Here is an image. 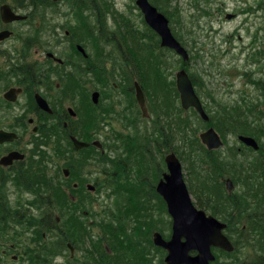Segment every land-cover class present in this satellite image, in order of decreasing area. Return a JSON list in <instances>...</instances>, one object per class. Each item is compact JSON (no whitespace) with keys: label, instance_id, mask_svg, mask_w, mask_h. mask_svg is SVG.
<instances>
[{"label":"rangeland","instance_id":"1","mask_svg":"<svg viewBox=\"0 0 264 264\" xmlns=\"http://www.w3.org/2000/svg\"><path fill=\"white\" fill-rule=\"evenodd\" d=\"M5 1L17 4L19 8H21L19 10L30 14L29 20L24 25H19L17 28L15 27L21 37L29 40L27 43L29 48L24 50V53L15 55L16 65L19 66L16 67L17 81H8L10 73L8 71H0V89L4 88L8 84L13 85L15 83V86L22 84L20 83L23 79L20 67L22 65L31 66L29 63H36V67L39 63H41L43 51H48L49 48L56 47L58 49L59 47H62L63 49L60 51L59 55L64 58L65 64L60 67L59 70H51V74H54V76L58 78H55V83L62 80L60 91L53 92L50 90V93L48 94L54 99L52 101L54 105L58 106V111L55 107L57 111L55 119H48L41 111H38L35 108L33 93L31 91L19 95L17 101L13 104L3 102L4 99H1L2 101H0V129H16V132L20 136L18 146L21 147L27 155L29 154L27 163L19 165L16 171H0V201L10 204L11 206H17L19 212L23 211L27 214H31V216L36 215L40 209L45 210L46 213L47 211H50V213L47 214L48 217L41 219V226L46 227L47 224L52 226L49 218H53L57 215L63 220V222L58 226L61 231L64 227L65 217L56 210L57 208L54 205L50 209L47 208L46 205L42 204V201L35 195L34 189H32V183L29 182L27 187L25 185L27 177L24 178L22 175H31V171L40 169L44 171L47 178L54 182H59V178H61L63 181L62 186L64 187L70 188V184H72L73 181L79 182V185H81L82 188L78 189V194L80 195V199L83 198V203H85L86 207L79 209L76 217H81L79 220L82 226L87 225L89 236H81L76 239L79 243H73L76 248L75 261L67 264H80L83 262L82 257L84 256V251L91 248L94 241L99 240V229L96 226V220L103 217L105 214L104 210L110 211L118 206L122 208L121 204L124 202L126 196L132 195L135 197L134 202L137 204L134 205L136 207L133 206L132 216L128 218L129 220L126 219V223L124 225L130 226V223L132 222L133 227H130L128 232L135 230L137 227L141 228L140 230H136L140 233L136 236V240L138 241L140 248L143 246L144 252L149 256L150 264H165L162 257H165L166 251L158 248L153 242V234L155 231L160 232L165 238H168L171 232V218L167 213L166 204L155 190L156 184L161 177L162 172L166 171V164L164 160L165 156L170 152H174L178 156L180 155L183 157V160L181 161L184 178L186 181H189L188 184L191 183V188L198 190L199 173L204 175L205 179H209V172L213 175L215 169L216 172L220 171L217 167L214 169L213 166L229 161L230 156L232 158L241 157L242 161L251 162L249 157L252 156V154H242V152L246 151L245 146L238 141L237 136L250 135L244 132L250 129L247 125L252 124L253 116L251 114L245 115L243 113L231 114L228 111L226 114L228 118H224L222 121H224L223 124H228L229 126L220 125L221 127H218L219 129L216 130L223 141L224 145L222 147L225 148V150H230L231 154L220 155L219 153L208 151L206 146L199 139V134L210 125L202 122L201 119L199 120L197 117L193 118V114H191V112L182 113V110L180 111L179 109H176L175 119L179 118V120H181L177 129L173 132L176 136L172 141L168 137L159 139L158 143L156 140L153 148V154L155 157H153L152 162L150 163L151 165L148 167V172L145 170L143 173H139L134 167L136 165L133 164V159L124 155L122 150H125V147L121 146L122 142L119 141V137L121 134V138L123 139L124 134L125 142H128V139L126 138L128 133H133L136 130H139L140 132L148 131L149 133H152L155 130L154 123L157 118L150 106V100L147 96L146 105L150 115L149 119H144L145 117L142 116L141 110L137 104L134 82L137 81L144 90L143 85L138 80L139 78L137 74L139 68L136 67L135 63L131 62V60H128V64H126V62L124 64L119 61V53L121 48L123 49L124 46V35L121 34L120 31L123 30V32H125L128 30V26L132 25L136 28L142 29V33L147 32V27L142 21L141 14L137 10L138 8L135 6L134 0L94 1V5L96 7L95 19L99 31V39L96 40V42L102 51L103 57L94 55V57H97V61L92 71L88 64L87 67L74 64L73 56L75 53L72 46L68 45V40L73 38V35L69 30L72 28L71 25L74 26L75 19L72 7L69 4L66 6L65 2H55L53 5H50L48 4V1H38L35 3H29L26 0H16L14 3L12 0ZM104 1L106 3H111L115 9L123 14L122 17L120 16L114 20L110 12L106 13L107 5H105ZM190 2L191 0H173L172 5L168 8L171 9V7L175 5L181 8L184 20L182 21L181 26L183 27L184 24L186 27L188 26V20L190 18ZM89 11V9L86 11L87 14H90ZM201 19L202 22L205 20V18ZM54 27L59 35L54 32ZM225 27L230 28L228 25H225ZM66 30H68L70 35L66 36ZM179 31H181L184 42H187V34L185 32L186 28H179ZM201 33L203 32L200 31L197 35L199 36ZM63 37L65 38L62 39ZM111 37H113L119 45H112L111 42L108 43ZM154 39L155 38L152 39L153 43L155 41ZM87 42V47H91L93 49L92 41ZM206 43H208V40ZM37 49L39 53H36ZM64 49H66V51H64ZM169 57L171 61L167 62V79H173L175 81V73L179 69L178 57L173 53H170ZM99 62L104 64V69L106 70L105 73L102 71V76L99 75ZM74 65L79 70L80 75L83 78H93L96 83L90 82L89 79L86 78L87 81L83 85L82 92L79 91L76 93L75 91H71L68 86L65 88V79L67 80V75L74 70ZM201 65H203L202 62ZM31 69L33 70V68ZM205 81L210 83L211 78L206 77ZM104 82L108 83L101 88V85ZM213 82L214 86L216 84L219 85V76L216 73L213 77ZM42 84L43 83L41 82L39 87L37 86L41 91H43ZM207 88L210 87L208 86ZM3 90L4 89L0 91V95H2ZM94 92H97L98 97H100L99 107L91 111L92 115L96 114L100 116V120H98L95 128L94 124L89 122L84 124L82 120H79L80 115L83 113H85L86 118L88 117L86 111L91 109V96ZM213 92L216 96H218L215 91ZM72 94L77 95L72 97ZM75 97L78 98L75 99ZM69 98H72V100ZM228 99L229 101L227 103L234 104V107L235 103L240 101L237 95L230 96L222 101H226ZM69 103H72L74 108L76 106L79 116L77 115L76 118H72L71 120L68 119V124H70L74 129L76 128L75 130L77 133H83L85 135V137H83L78 134L79 138L100 140L104 144V155L101 157L98 154V152L101 153V150L96 146H93V149H84L86 151L79 149L78 155L82 156L83 163L79 168L73 169L74 178H71L68 182H66L63 179L62 168L66 166V161L71 157L69 148L67 147L69 143H66L63 140H56L54 144L57 145V150L51 148L50 144L44 145L45 143L50 142L41 139V128L45 126L47 132H53L61 137H64L62 127L63 121L66 119L61 118L58 114H62V110H64L66 108L65 106L69 105ZM235 108L238 107L236 106ZM216 109L217 108L214 103L209 104L208 110L211 111L213 116L220 112L216 111ZM239 116L244 117L240 118ZM29 118H33L35 125L39 126L38 132L31 133L30 130L33 126L28 122ZM234 121H241L242 123L241 125L239 123L238 127L234 126L230 129V126L234 124ZM159 125L162 126V123L158 122L157 126L159 127ZM259 126H262V124H259ZM174 128H176V126ZM158 129L159 128L156 127V130ZM193 129L199 140L198 143L191 145L188 140H191L194 135ZM153 133H156L157 135V132ZM107 138L112 140L108 141ZM179 138H181L184 144L188 146L186 151L183 148L184 144L179 141ZM105 141H107L106 143H109L110 146H113V142L116 141L118 145L114 146H117L119 149L114 150L112 147H108L106 143H104ZM261 141H264V138H262ZM38 143L43 146H37ZM161 143L167 145H162ZM71 148L74 150L73 147ZM155 148L158 150L156 151ZM2 150L3 149L0 148V153ZM177 151L180 153L178 154ZM191 151L194 154L193 157L190 158V162L186 159V155L188 156L191 154ZM119 154H123L122 157H117ZM225 155H227V157H225ZM73 158L78 159V156ZM117 158L119 159L118 162L127 163L124 178L120 179V182H114L113 180L114 171L117 169L113 164L117 161ZM30 163L33 165L31 166ZM132 167L134 168L131 170ZM19 171H22L23 174L21 172L19 173ZM128 177L132 181H127ZM87 183H91L95 186L94 191H89L90 194H87V191H85L86 193L80 191L85 189ZM122 192H124V194H121ZM43 198H47V195L44 194ZM141 211L143 213H147V218L135 220L136 216L139 215ZM38 219L36 218L35 221L32 222L38 223ZM33 223L31 224L29 231L24 235L21 234V230H18L21 234L18 239L16 238V230L14 227L11 228L14 241L19 243L16 247V251L21 252L26 242L30 241L34 244L33 232L35 227L33 226ZM37 229L43 230L42 227ZM43 232L44 231H42V233ZM62 234H64L63 230ZM65 252L68 254L69 250L66 248V244L64 243L52 253L49 264H63L61 262V255ZM13 254L18 255L15 251H13ZM18 261L19 263L13 260L11 255H8L7 260H3L0 264H26L22 257Z\"/></svg>","mask_w":264,"mask_h":264},{"label":"flooded vegetation","instance_id":"2","mask_svg":"<svg viewBox=\"0 0 264 264\" xmlns=\"http://www.w3.org/2000/svg\"><path fill=\"white\" fill-rule=\"evenodd\" d=\"M12 1L14 3L15 0ZM2 4L4 2L0 0V6ZM207 4L208 15L206 6L203 8L200 4L193 7L194 14L190 18L193 33L188 36L187 48L190 53V72L194 89L212 118L214 116L208 110L209 104L214 101L211 98V95L214 94L212 91L218 92L220 101L237 95L240 101L235 107L238 108H235L234 104H228L229 99L222 102L231 114L249 113L253 116L252 124H248L247 127L250 128L248 130L251 131V136L256 140L258 148L254 149L241 142L246 150L242 154H252L249 157L251 162L242 161L241 157L232 158L230 156L229 161L213 166L214 169L217 167L220 171L216 172L215 169L213 175L209 172V179H205L204 188L192 191L191 197L198 209H202L207 215L215 217L223 225L221 232L232 247L226 249L212 246L214 259L209 264H264V141H261L264 138V0H208ZM10 6L14 7L13 9H19L17 4L11 3ZM204 16H208V18H205L204 22L200 24L201 19L199 17L204 18ZM28 17L29 14L27 13L26 19L4 22L0 15V34L9 32L7 37L0 39V71L10 73L8 81H17L16 67L19 66L16 65L15 55L24 53L23 51L28 47L29 40L21 37L16 29L19 25H24L29 20ZM225 25L230 26V28H226ZM200 31L203 33L198 36ZM56 34L59 35L58 32ZM207 40L208 43H206ZM62 49V47L58 49L56 47L49 48L42 56L41 63L36 67V63H29L31 66L22 65L20 69H25L26 74L20 81L22 84L17 86L15 83L13 85L8 84L2 88L4 90L0 95V101L4 99L3 102L13 104L7 101L4 96L8 90L20 88L21 92L18 93V96L28 93V91L33 93L34 106L38 111L41 109L35 103L34 96L36 93H40L49 105L56 107L58 111V106L52 102L54 99L48 94L50 90L59 92L62 80L59 79L60 82L55 83L56 76L51 74V70H59L64 64L62 65L54 57H48L46 54L50 52L59 54ZM36 53H39L38 49ZM73 59L74 64L82 65L83 61L78 55L75 54ZM215 73L219 76V85L213 86L214 82L211 75H215ZM206 77L211 78L210 83L205 81ZM86 78H83L77 69L67 80L65 79V88L68 86L71 91L76 93L82 92L87 79L96 83L93 78ZM41 82L43 83V91L38 88ZM208 86L210 88H207ZM77 98L75 97V99ZM69 99L72 100V98ZM65 107L61 112L62 114L58 115L66 119L63 121V128L67 130L69 122L67 120L76 118L78 112L72 103ZM223 114L226 115L227 113L224 112ZM239 123L241 125L242 122H236V127ZM258 123L262 126H259ZM31 125L33 127L30 131L34 133L32 130L37 126L35 121ZM223 125L229 126L228 124ZM231 127L233 128L234 124L230 126V129ZM8 131L17 130L10 129ZM37 131H39V126ZM18 145L16 140L3 144L0 156L11 150H18L29 158V154L27 155ZM213 152L220 155L231 154L230 150H225L223 147L213 150ZM26 161L14 160L9 167H2L0 171H16L17 167L26 164ZM69 168L71 172V167L69 166ZM20 172L23 174L22 171ZM228 180L230 182H227ZM65 181L68 182L66 178ZM71 186L75 189L73 191L75 195H72L67 187L64 190L68 191L70 197L74 196L71 199H75L79 193L77 189L79 182L73 181ZM75 223L66 222V225L71 226ZM172 225L171 219V232L168 238L164 237L165 240H169L172 235ZM71 246L74 249L73 256L70 251L69 254L66 252L62 254V259H60L63 264L75 261L73 258L76 248L74 245ZM67 247L68 243H66ZM159 248L166 251L167 255L165 248ZM188 254L195 256L197 251L190 249ZM164 258L162 257L163 261ZM80 264H97V261L91 260V263H87L83 260Z\"/></svg>","mask_w":264,"mask_h":264},{"label":"trees","instance_id":"3","mask_svg":"<svg viewBox=\"0 0 264 264\" xmlns=\"http://www.w3.org/2000/svg\"><path fill=\"white\" fill-rule=\"evenodd\" d=\"M95 1V0H93ZM154 4L161 7L163 10H166L172 3V0H152ZM86 3H91V0H85ZM85 3V4H86ZM80 3V6H85ZM164 7V8H163ZM142 29L136 28L132 25L128 26L127 34L124 33L123 30L120 31L121 34L124 33V45L126 46L127 51L120 50L119 53V61L122 63L128 64V60L135 63V66L138 67V80L143 85L147 98L150 100V106L153 109V112L156 115L157 120H155V127L153 132L149 133L148 131L140 132L139 130L132 131L133 133H128L126 138L128 142H125V135L123 134V139L121 138L119 141L122 142V147H125L124 155L128 158L133 159V164L136 170L139 173H143L145 170L148 172V167L151 165L153 157V148L154 144L157 140L163 139L165 137L170 138L172 141L176 136L173 132L177 129V126L181 123L179 118L175 119V110H182V113H187L183 111V109L179 105L178 101V93L175 87V82L173 79H167V62L171 61L169 54L172 53L170 50L160 47L159 40L157 39L156 34L147 28V32L142 33ZM117 34V33H116ZM127 35V36H126ZM153 38H155L153 43ZM117 44V42H113V38L108 41V43ZM167 51V52H166ZM166 52V53H165ZM102 54V53H101ZM116 59V58H115ZM99 75L102 76V71L105 73L104 64L99 62ZM131 75V74H130ZM111 76V74H110ZM177 101V102H176ZM196 117L193 114V118ZM98 118L97 116H92L91 114L83 116L82 122L87 124V122L97 125ZM158 122L162 123V126H157ZM216 125V124H215ZM176 126V128H174ZM156 127L159 128L156 130ZM217 128L219 125L216 126ZM194 135L191 140H188L191 145L198 143V136L194 131ZM85 136L83 133H79ZM46 137V133L44 132ZM49 140L52 141L53 138L55 140H61L62 137L60 135H56V133H50ZM107 140H112L107 138ZM179 141L184 144L183 140L179 138ZM162 145H167L163 144ZM106 145L108 147H112V149H119L117 146L118 143L116 141L113 142V146ZM51 146H54L51 145ZM71 146V144H70ZM188 146L184 144L183 148L186 151ZM70 148V147H68ZM57 150V148H54ZM72 149V148H71ZM93 149V148H92ZM156 151L158 150L155 148ZM73 150V149H72ZM59 152V151H58ZM178 152V151H177ZM192 152V151H191ZM180 152H178L179 154ZM98 154L102 157L104 154L98 152ZM193 152L186 155V159L190 161V158L193 157ZM123 154L117 155V157H122ZM179 157L183 160L180 155ZM114 162V182L124 178V172L127 163L118 162L119 159ZM191 162V161H190ZM158 164V163H157ZM132 167L131 170L134 168ZM201 176V173H199ZM27 180L25 185L28 187V183H32V189L40 191L41 193V201L42 204L46 205L47 208H50L54 205L61 213L66 208H69V205H75L76 202L71 201L64 193L61 187L60 182H54L51 179L46 177V174L43 170H35L31 172V175H27ZM202 176L198 178V181L204 184V180H201ZM127 181H132L127 178ZM203 187V186H201ZM130 189V188H127ZM47 195V198H43V195ZM121 194H124L122 192ZM38 195V194H37ZM134 196H126L124 202L120 206L112 209L110 211L104 210L105 214L103 217L96 220V226L99 229V234L97 240L99 245V250L97 252L92 251L91 253L87 250L84 253V261L89 263V257L91 256L93 259L98 260V263L101 264V261H104V264H150L149 256L144 252V248L141 244V248L139 246L138 241L136 240V236L140 233L136 230H140V227H137L135 230H131L128 232L130 227H133L132 222L130 226L124 225L126 223V219L132 216L133 206L137 203L134 202ZM83 208L86 207L85 203L82 205ZM136 207V206H134ZM50 211H46L40 209L36 215L27 214L26 212H19L17 206H11L10 204L3 203L0 201V262L3 260H7L9 253L13 250L8 248L5 253L1 252L2 247L8 246L9 242H13L18 245V242L14 241L13 232L11 230L12 227L17 232L16 238L20 237V235L26 234L31 224L38 219L39 222L33 223L35 230L33 232V243L26 242L23 246L22 253L28 255L29 260L26 264H49L50 258L52 257V253L59 246L63 245L66 241L70 240L72 242H77L76 239L79 237L89 236L87 225H79L80 220L73 219L72 222H76L75 225H71L66 229V233L63 235L60 231V227L55 225L47 224L46 227L41 226V219L44 217H48L47 214ZM147 218V213H139L136 216L135 220H142ZM50 219V218H49ZM129 220V219H128ZM33 221V222H32ZM42 227L43 230H39L37 228ZM18 230H21V234ZM37 230V231H36ZM45 233V236H43ZM41 232V233H40ZM30 234V232H29ZM111 250V253L108 254L107 249L104 245Z\"/></svg>","mask_w":264,"mask_h":264},{"label":"water","instance_id":"4","mask_svg":"<svg viewBox=\"0 0 264 264\" xmlns=\"http://www.w3.org/2000/svg\"><path fill=\"white\" fill-rule=\"evenodd\" d=\"M136 3L143 12L146 22L159 34L161 46L174 49L186 60L188 55L184 48L173 38L168 27V20L148 0H136ZM5 14H7L6 19L19 18V16L13 15L8 6L4 5L2 7V15ZM176 84L180 92L183 108L194 106L202 118L208 120V116L196 97L184 69L176 73ZM135 87L138 104L142 109L143 115H145L143 92L138 83H135ZM10 92L6 93L5 96L10 100H14V97L9 96L11 95ZM92 99L97 102V92L93 93ZM36 100L40 107L51 112L47 103L40 96L36 95ZM14 137V134L0 130V142L12 140ZM200 138L208 149L217 148L222 144L219 135L213 128L202 132ZM71 139L76 148H83L88 145V143L77 140L73 136ZM239 139L254 148L257 147L255 140L251 137L240 136ZM93 144L101 147L98 140L93 141ZM22 157L23 155L18 152H11L7 156L2 157L0 163L8 165L13 159ZM165 164L167 171L162 173V177L156 184L155 189L166 203L168 213L173 221V233L171 239L166 241L158 232H155L153 241L156 245L168 250V254L164 259L166 264H209V261L214 258L211 252L212 245L231 249L228 240L221 232L223 225L213 216H207L203 210L194 206L183 177L181 161L174 152H170L165 156ZM88 187L94 189L93 186L89 185ZM190 249H195L197 254L190 256L188 254Z\"/></svg>","mask_w":264,"mask_h":264}]
</instances>
